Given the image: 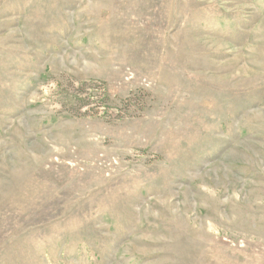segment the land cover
Returning a JSON list of instances; mask_svg holds the SVG:
<instances>
[{
  "label": "rangeland",
  "instance_id": "rangeland-1",
  "mask_svg": "<svg viewBox=\"0 0 264 264\" xmlns=\"http://www.w3.org/2000/svg\"><path fill=\"white\" fill-rule=\"evenodd\" d=\"M0 264H264V0H0Z\"/></svg>",
  "mask_w": 264,
  "mask_h": 264
}]
</instances>
